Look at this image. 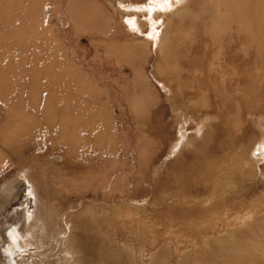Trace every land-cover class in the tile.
Listing matches in <instances>:
<instances>
[{
	"label": "rangeland",
	"instance_id": "rangeland-1",
	"mask_svg": "<svg viewBox=\"0 0 264 264\" xmlns=\"http://www.w3.org/2000/svg\"><path fill=\"white\" fill-rule=\"evenodd\" d=\"M145 1L0 0V207L52 225L16 263L264 264V0H184L159 48Z\"/></svg>",
	"mask_w": 264,
	"mask_h": 264
},
{
	"label": "bare ground",
	"instance_id": "bare-ground-1",
	"mask_svg": "<svg viewBox=\"0 0 264 264\" xmlns=\"http://www.w3.org/2000/svg\"><path fill=\"white\" fill-rule=\"evenodd\" d=\"M187 7L188 6L186 5V2H184V0H164V1H162V0H146L144 2V6L141 7V9L139 11H140V13L142 12V14L145 16L144 20L147 23L146 26L149 28V34H147L145 36V37H147V40L153 42L155 44V46H157L159 48L158 45H159L160 41L163 39L164 35L166 34L167 30H165V27L168 24V22L172 19H178L181 16H184L185 13H188L189 9H187ZM129 8L136 11V9L140 8V6L133 4V5H130ZM155 9H157L158 11L157 10L155 11ZM134 13H136V12H134ZM165 15H166V18H165ZM134 18H135L134 20L131 19L130 21H128L127 27L128 28L130 27L129 29L132 32L143 35L142 28H143V26H145V24L142 21H140V19L136 15ZM158 27H162V28L159 30ZM146 43H147V41H146ZM185 51L188 53L189 48H187ZM175 99L176 98H174V100ZM258 156H261V154H258ZM258 156L254 157L255 158L253 161L254 163L256 161H259V159L261 158ZM251 161H249V163H251ZM14 184H15V181L9 182L5 186V189L3 190V195H4V197H6L4 202H3L4 205L7 207H10L9 209L14 210L15 214H12V217H11L9 223L7 224L8 227H6L5 231H2L1 234H2L3 239L5 241V245L3 247L4 257L8 258L10 264H20V263H16L15 254L18 253L19 249H21V248L25 249V247H26L25 244H27V243H24V244L21 243L20 244V243L16 242L17 238L19 237V233H17V230L20 226L21 227L23 226V219L25 217L22 215L24 208H21L24 205V203L23 204L20 203L21 207H18L17 209L14 208V206L16 204H18V202L15 201L17 196L15 194H12L13 193L12 192V190H13L12 186ZM31 196H32V194H31ZM1 197H0V199H1ZM4 197H3V199H4ZM2 207H0V208H2ZM19 208H21V209H19ZM18 212H19V215H18ZM46 214L49 217V219L51 217H53V218L56 217L49 212H46ZM53 218H51V219H53ZM29 225L30 226L34 225V223L29 222ZM35 226H33V227H35ZM50 226H52L51 223L49 224V227ZM49 227L47 230V226L44 225L43 221L40 222L39 224H37V227L32 232L30 230H28L27 227L23 226L24 230L27 228V231L29 232L31 239L33 237H36L37 235L43 234L44 231L48 232ZM28 244H29V246L28 245L27 246L31 247L32 244L31 243H28ZM70 246L71 245H69V244L67 245L66 251L70 250V248H71ZM73 247L75 249V246H73ZM28 264H38V263H36V260L34 258H31V260L28 262Z\"/></svg>",
	"mask_w": 264,
	"mask_h": 264
}]
</instances>
